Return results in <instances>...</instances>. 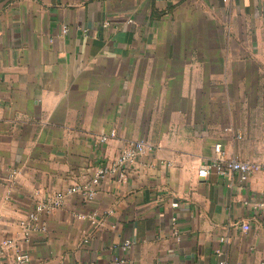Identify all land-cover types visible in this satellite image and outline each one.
I'll return each mask as SVG.
<instances>
[{"label": "crops", "instance_id": "obj_1", "mask_svg": "<svg viewBox=\"0 0 264 264\" xmlns=\"http://www.w3.org/2000/svg\"><path fill=\"white\" fill-rule=\"evenodd\" d=\"M218 143L264 164V0H0L1 259L264 264V169L200 176Z\"/></svg>", "mask_w": 264, "mask_h": 264}, {"label": "built area", "instance_id": "obj_2", "mask_svg": "<svg viewBox=\"0 0 264 264\" xmlns=\"http://www.w3.org/2000/svg\"><path fill=\"white\" fill-rule=\"evenodd\" d=\"M229 1V0H224ZM109 138L108 135H102L100 137L101 141H107ZM153 148L152 143L145 139H137L130 142V144L124 148L114 159L112 167L109 169L110 172H113L118 175L120 180H125L128 176V165L134 164L141 156L146 154L149 150ZM264 169V164L250 161L242 160L238 157L228 156L226 150L224 149L221 143L216 144L215 151L213 156L207 160L198 170L199 175L202 177H207L212 171L220 173L222 175H228L229 173L237 172L243 180L248 179L253 172ZM103 172V170L101 171ZM80 187H72L66 191L58 193L54 200H51L47 203H43L38 206V211L44 209H52L54 207L62 206L65 203V199L68 194L71 192L78 191ZM84 194L87 198H92V191H84ZM33 219L38 218V214L32 215ZM22 225L26 226V229H29V223L26 220L21 222ZM245 229H249L250 225L243 223ZM10 241L5 240L3 246L5 247L9 244ZM131 239H126L124 242L125 247H130L132 245ZM16 259L20 263H27L31 260V255L29 251L24 249L22 243L17 242L16 244ZM118 263H123L124 259H118ZM224 263L223 261L221 262ZM0 264H11L10 259H1Z\"/></svg>", "mask_w": 264, "mask_h": 264}]
</instances>
